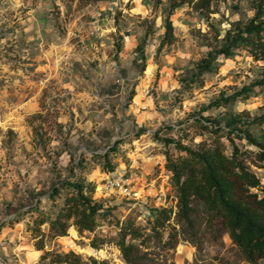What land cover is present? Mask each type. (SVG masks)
I'll use <instances>...</instances> for the list:
<instances>
[{"label": "rangeland", "instance_id": "obj_1", "mask_svg": "<svg viewBox=\"0 0 264 264\" xmlns=\"http://www.w3.org/2000/svg\"><path fill=\"white\" fill-rule=\"evenodd\" d=\"M259 1L212 0L208 12L195 1L170 11L166 0H0V264H127L116 244L127 223L141 234L138 264H261L201 201L179 218L165 165L166 152L217 138L264 183V124L249 123L264 112V62L245 49L218 53ZM237 93L248 98L225 101ZM110 172L132 175L141 200L111 189ZM65 180L94 184L102 210L92 232L37 225L61 206L67 190L49 193ZM160 208L171 213L162 226Z\"/></svg>", "mask_w": 264, "mask_h": 264}, {"label": "trees", "instance_id": "obj_2", "mask_svg": "<svg viewBox=\"0 0 264 264\" xmlns=\"http://www.w3.org/2000/svg\"><path fill=\"white\" fill-rule=\"evenodd\" d=\"M161 1L155 0V4ZM166 1L170 11L184 3L195 1L196 8L211 12L209 7L212 0ZM164 27L162 43H170L173 39V26L168 18L165 19ZM225 40L226 44L218 50L224 57L231 56L235 49H245L254 60L264 62V0L259 1L254 16L244 27L237 29L232 35L227 32ZM215 59L216 56L203 59L199 74L210 70ZM257 85H264V67ZM249 89L250 87H244L243 91ZM237 98L246 99L248 94L237 93L225 101ZM249 123L264 124V112ZM202 126L207 129L206 125ZM220 130L222 128L213 127L209 131L218 134ZM179 147L184 150V155L172 158L170 154L165 153L166 169L171 173V181L177 193L179 218L189 221L193 200L201 201L209 211L221 218L244 258L250 263L260 260L261 264H264V183L239 157L244 152L233 144L230 155L226 154L224 144L217 138L211 141L201 140L194 149ZM255 155L256 159L264 160V146H259ZM96 156H106V153ZM112 169L110 166L108 170ZM60 188L67 190L61 206L52 218L39 217L37 225L47 221L58 235L65 234L69 224L74 225L79 233L92 232L97 226L102 210V204L92 198L94 184L82 180H65L52 188L49 198L54 201ZM156 212L154 220L157 225L162 226L171 213L166 208L157 209ZM127 236L130 239L128 242ZM140 236L138 229L130 223L120 227L116 244L127 264H138L137 257L133 255L135 244L132 240ZM63 261L65 260H58V263Z\"/></svg>", "mask_w": 264, "mask_h": 264}, {"label": "built area", "instance_id": "obj_3", "mask_svg": "<svg viewBox=\"0 0 264 264\" xmlns=\"http://www.w3.org/2000/svg\"><path fill=\"white\" fill-rule=\"evenodd\" d=\"M108 186L111 189H118L131 203H138L141 200V194L138 188L133 184L132 175L110 172L108 176Z\"/></svg>", "mask_w": 264, "mask_h": 264}, {"label": "clouds", "instance_id": "obj_4", "mask_svg": "<svg viewBox=\"0 0 264 264\" xmlns=\"http://www.w3.org/2000/svg\"><path fill=\"white\" fill-rule=\"evenodd\" d=\"M17 2H18V0H17ZM225 27H227V25H225Z\"/></svg>", "mask_w": 264, "mask_h": 264}]
</instances>
